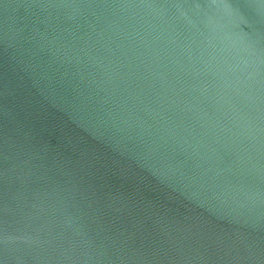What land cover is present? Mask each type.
I'll use <instances>...</instances> for the list:
<instances>
[{
    "label": "water",
    "instance_id": "95a60500",
    "mask_svg": "<svg viewBox=\"0 0 264 264\" xmlns=\"http://www.w3.org/2000/svg\"><path fill=\"white\" fill-rule=\"evenodd\" d=\"M0 264H264V0H0Z\"/></svg>",
    "mask_w": 264,
    "mask_h": 264
}]
</instances>
